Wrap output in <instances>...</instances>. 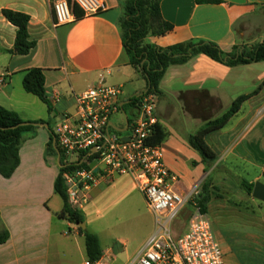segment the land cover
Here are the masks:
<instances>
[{
  "label": "crops",
  "instance_id": "obj_1",
  "mask_svg": "<svg viewBox=\"0 0 264 264\" xmlns=\"http://www.w3.org/2000/svg\"><path fill=\"white\" fill-rule=\"evenodd\" d=\"M102 1L107 7L105 11L55 26L51 0H0V107L16 112L27 123L41 120L50 123L54 120L56 124L65 112L74 111L75 96L88 88L100 84L122 87L121 113L116 115L122 116V124H116V128L117 131H127L122 105L130 124L136 115V108L130 105V99L140 95L146 83L129 64L123 46L118 27L123 0ZM221 1L220 4H198L196 0H163L161 14L166 22L173 25V30L163 36H151L147 42L167 48L188 41L206 40L214 42L226 53L232 52L236 45L245 46L237 27L246 23L251 16L264 12V0ZM3 10L30 17V40L37 44L30 56L11 53L17 28L3 16ZM238 67L230 68L199 55L187 64L171 66L161 81L157 113L159 125L166 133L161 147L166 166L178 177L174 190L179 194L194 191L203 185L206 175H210L212 169L207 171V165L199 153L191 148L188 138L213 119L218 107H228L226 93H220L227 87L220 85L229 84L230 70ZM35 68L44 71L47 98L54 109L52 113L38 97L24 90L25 74ZM135 79L142 81L143 85L131 94L126 85ZM41 104L45 106V111ZM126 107L130 108V113ZM35 126L42 131L35 130L24 135L20 149L21 164L14 175L9 179L0 175V234L4 231L9 233L7 242L0 245V264H83L88 259L85 240L77 229L79 226L59 217L63 201L55 193L54 185L61 166L57 152L53 154L47 151L50 126ZM212 134L207 137L208 145L218 156L219 153L229 155V187L232 186V178L237 180L240 193H245L241 187L242 180L254 185L256 182L264 183V138L260 139L258 135L255 146L244 145L238 150V144L247 132L239 139H236V133L225 138L215 137L212 139L214 147L224 142L219 152L208 142ZM193 163H196L200 174L197 179L192 177L193 180L187 182L182 171L189 165L194 166ZM121 179L133 182L138 188L133 177L128 175L100 182L91 190L89 202L82 209L84 218L86 209ZM212 187L211 184L209 190ZM249 200V209L229 208L225 217L224 214L214 213L224 217L229 227L233 225L229 228L226 247L215 235L212 225L226 264H249L260 253L264 264V203L253 197ZM147 209L151 217L146 221L133 252H126L124 245L104 248L99 234L88 230L86 223L85 230L98 236L103 253L113 251L118 264H122L144 247L155 230L154 217L148 204ZM209 212L208 209L206 214ZM187 228L188 225L180 234L185 233ZM233 238L242 250H246V257L235 249ZM75 246L77 252L74 251ZM75 255L78 260H73ZM124 256L126 259L121 261Z\"/></svg>",
  "mask_w": 264,
  "mask_h": 264
},
{
  "label": "built area",
  "instance_id": "obj_2",
  "mask_svg": "<svg viewBox=\"0 0 264 264\" xmlns=\"http://www.w3.org/2000/svg\"><path fill=\"white\" fill-rule=\"evenodd\" d=\"M72 1L84 16L107 9L102 0ZM53 12L55 26L77 18L67 0H56ZM123 95L122 87L92 86L75 96L74 111L65 112L55 124L53 137L60 162L71 168L64 174L71 206L82 211L100 182L131 176L153 214L155 230L144 247L122 264H226L211 220L198 205L196 189L184 195L174 190L178 177L166 166L161 145L151 143L159 125V96L144 94L133 121L121 133L112 118L121 113ZM188 205L192 212L187 231L176 235L173 225ZM83 264H118V258L108 250L97 261Z\"/></svg>",
  "mask_w": 264,
  "mask_h": 264
},
{
  "label": "trees",
  "instance_id": "obj_3",
  "mask_svg": "<svg viewBox=\"0 0 264 264\" xmlns=\"http://www.w3.org/2000/svg\"><path fill=\"white\" fill-rule=\"evenodd\" d=\"M53 3L56 0H51ZM77 18L84 17L83 11L72 1L67 0ZM163 0H123L121 2V16L118 20V27L122 34L123 46L129 59V64L135 68L141 78L145 81V90L138 96L130 99V105L137 107L140 98L146 93L161 95L160 84L167 70L171 66L187 64L192 58L199 55L209 57L215 62L227 67L250 65L264 62V43L253 47L236 45L233 51L226 53L211 41L199 40L188 41L176 44L167 48L159 47L147 42L151 36H163L173 30V25L166 22L161 14V2ZM198 4L210 3L220 4L221 0H196ZM3 16L17 28L16 39L12 54L19 56H30L37 44L30 40L29 22L30 17L24 13L11 10H3ZM264 81L258 90L252 94L238 97L231 107L218 118L204 123L198 131L188 138V143L202 158L207 167L214 165L218 159V154L208 145L207 137L224 128L234 116H236L243 104L258 95L263 89ZM24 90L38 97L48 107L49 113L54 112L52 103L47 98L45 88V75L42 69H31L26 72L23 80ZM14 111L0 107V175L6 179L11 178L21 164L20 149L23 137L26 133L36 130L35 124H47L49 121H38L29 125ZM47 146L49 153L56 154L53 144V130ZM166 138V133L160 125H157L155 134L151 138V143L161 145ZM56 146V145H55ZM63 165V162L62 164ZM195 166L196 163H193ZM207 168V171H208ZM71 168L61 166L58 177L55 181V193L62 199L63 208L59 214L71 224L79 226L85 223L82 211L74 209L69 201L68 185L64 174ZM264 176V170H263ZM211 178L204 181L201 193L196 200L201 210L206 213L211 200L210 195ZM241 187L245 193L252 197L254 184L246 180L241 181ZM79 233L85 240L87 259L97 261L103 255L100 241L97 235L78 227ZM9 233L4 231L0 234V245L7 242Z\"/></svg>",
  "mask_w": 264,
  "mask_h": 264
},
{
  "label": "rangeland",
  "instance_id": "obj_4",
  "mask_svg": "<svg viewBox=\"0 0 264 264\" xmlns=\"http://www.w3.org/2000/svg\"><path fill=\"white\" fill-rule=\"evenodd\" d=\"M237 30L240 31L239 36L242 35L245 46L253 47L264 43V12L251 16L246 23L244 22L241 26L237 27ZM230 71L229 84L226 86H224L225 84L223 86L220 85V87L227 88L221 92L219 91L221 94L226 93V106L228 107L226 109L218 107L213 119L221 117L238 97L256 92L264 81V63L240 66ZM127 83V90L131 94H133L134 89H139L143 85L142 81L136 79L133 82L128 81ZM41 107L45 111L43 104H41ZM126 110L130 113L129 107H126ZM121 119L122 116H114L112 121L117 125H121ZM50 128L54 130V120L50 122ZM36 131L42 130L36 128ZM246 132L247 134L243 137L240 144H238V150L244 145L255 146L259 138H264V86L260 94L243 104L240 112L232 118L227 126L213 132L212 136L208 138V142L214 149L217 148L215 150L220 152L222 147H224V142L214 147L212 139L215 137L225 138L231 133H236V139H239ZM258 135H260L259 138ZM219 156L221 160L208 168L209 170L212 169L209 176L213 185L210 190L211 203L208 204V209L210 210L208 217L212 222L215 235L224 242V246L226 247V242H229V228L233 225L229 227L228 221L223 218L226 212L229 211V208L249 209V199L251 197L242 191L240 193V187L234 178H232V186L229 187V161L227 160L229 155L227 153H219ZM182 172L187 182L192 181V177L197 179L200 174L197 167L192 165H189V168ZM209 176L206 175V177ZM125 180H118L96 199L94 204L92 203L86 209L85 223L88 230L99 234L104 248L114 245H124L126 252H133L137 246L138 239L143 233L144 225L151 216L141 191L133 182ZM201 187L196 188L198 195L201 193ZM191 210V205L186 206L175 221L173 228L176 235L180 234L187 227ZM214 213L224 214V217H218ZM233 244L235 249L240 252V255L246 257V250H242L239 243L234 241V238ZM76 250L75 246L74 251ZM77 258L78 256L75 255L73 260H78ZM125 259L126 257L124 256L121 261ZM262 260L263 258L260 253L249 264H262Z\"/></svg>",
  "mask_w": 264,
  "mask_h": 264
},
{
  "label": "water",
  "instance_id": "obj_5",
  "mask_svg": "<svg viewBox=\"0 0 264 264\" xmlns=\"http://www.w3.org/2000/svg\"><path fill=\"white\" fill-rule=\"evenodd\" d=\"M122 112L124 113L125 117H126V121H127V127L129 126V119H128V115L127 113L125 112V110L123 109V105H122ZM30 123H24L22 125H29ZM47 127V126H46ZM119 132H124L126 131V129H118ZM125 140H128L127 138H125ZM53 144H54V147H55V150L58 154V150L56 148V139L55 137H53ZM58 162H59V165H61V162H60V156L58 154ZM95 165V163H92V167ZM252 197L262 203H264V183L262 182H256L255 185H254V189H253V193H252ZM79 227H81L82 229H86V225L85 223H82L79 225Z\"/></svg>",
  "mask_w": 264,
  "mask_h": 264
}]
</instances>
